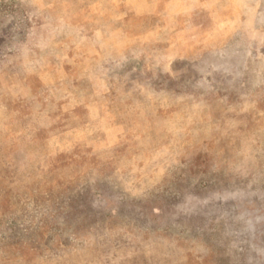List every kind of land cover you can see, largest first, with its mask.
<instances>
[{"label":"rangeland","instance_id":"rangeland-1","mask_svg":"<svg viewBox=\"0 0 264 264\" xmlns=\"http://www.w3.org/2000/svg\"><path fill=\"white\" fill-rule=\"evenodd\" d=\"M0 264H264V0H0Z\"/></svg>","mask_w":264,"mask_h":264}]
</instances>
